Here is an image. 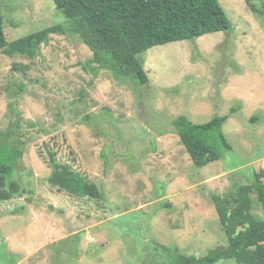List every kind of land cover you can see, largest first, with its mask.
I'll return each mask as SVG.
<instances>
[{
	"label": "rangeland",
	"instance_id": "obj_1",
	"mask_svg": "<svg viewBox=\"0 0 264 264\" xmlns=\"http://www.w3.org/2000/svg\"><path fill=\"white\" fill-rule=\"evenodd\" d=\"M218 2L232 30L141 53L149 82L139 92L89 66L91 52L68 31L48 35L32 57L0 53V133L17 123L13 179L24 189L0 201V264H169L175 249L199 258L226 245L211 196L264 170V14L244 0ZM0 15L9 43L67 27L52 0H0ZM181 115L195 124L226 116L232 150L194 167L168 131ZM49 153L102 200L50 186ZM252 213L264 218L258 204Z\"/></svg>",
	"mask_w": 264,
	"mask_h": 264
},
{
	"label": "trees",
	"instance_id": "obj_2",
	"mask_svg": "<svg viewBox=\"0 0 264 264\" xmlns=\"http://www.w3.org/2000/svg\"><path fill=\"white\" fill-rule=\"evenodd\" d=\"M52 2L59 15L61 13L60 18L66 21V28L62 26L64 29L61 30L58 25L46 27L9 43L0 15V53L8 57L16 53L32 57L39 45L47 42L48 35L68 31L79 37L91 52L89 66L94 65L95 69L107 71L114 79L131 84L135 92L141 91L149 82L137 59L141 53L154 46L194 41L205 34L232 30L218 0ZM244 2L252 12L264 14V0ZM256 3H260L261 8H257ZM225 121L226 116L215 115L206 123L195 124L181 115L174 119V129L168 131L177 134L194 167L201 168L219 161L221 149L232 150L221 132ZM8 130L11 131L0 133L1 202L19 198L24 193V189L13 179L15 167L21 160L23 142L19 140L17 123H12ZM49 155L52 168L48 178L50 186L72 196L102 200L103 192L99 187L80 173L70 170L69 166L57 164L52 154ZM263 178L264 170L254 172L250 182L235 185L229 196H211L220 218L221 230L227 239L225 246H218L199 258L182 255L177 249L171 254L170 250L169 256L172 258L169 264H216L224 260H233L236 264H264V218L252 213L254 204H258L264 213Z\"/></svg>",
	"mask_w": 264,
	"mask_h": 264
}]
</instances>
